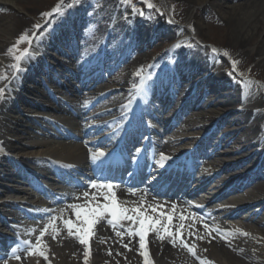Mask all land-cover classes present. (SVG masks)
Masks as SVG:
<instances>
[{
	"label": "bare ground",
	"instance_id": "obj_1",
	"mask_svg": "<svg viewBox=\"0 0 264 264\" xmlns=\"http://www.w3.org/2000/svg\"><path fill=\"white\" fill-rule=\"evenodd\" d=\"M32 1L33 0H0V8L13 13V15H5L6 17H4H11L12 22L16 21L14 23V28L11 24L12 22L7 21L8 19L0 21V59H2L0 60V75L7 77V79H0V88L6 89L4 95L0 96V194L5 192L6 195H1L2 197L0 198L4 201L9 198L14 199L15 201L10 202L6 206H0H2L5 212L8 213V217L3 220L4 225L8 224V222L10 223V218H14L13 220L16 221L10 224H12L13 228H17L15 229V233L19 242H23L25 239L31 240L34 245L36 244V238L39 236V233L36 234V231L33 234L27 233L26 231L28 230L26 229H30V227L22 226L19 224V220H16L24 219V223H26L25 217L29 216L28 214L33 215L34 213V211L30 209L33 206L34 208H39L42 214L54 215L55 220L53 221V219H51V221L55 223L59 235L55 240L52 239L53 229L52 227H48V231L44 236L45 238L48 237L51 241L46 243L43 238H41V246L46 249L45 254L48 256L47 260L40 257L38 254L29 257L25 253H21V261L9 257L10 251L12 252L13 249L19 248L18 242H15L12 246L14 248L7 252V255L3 258L0 257L2 258L0 259V264H85L84 246L78 242L75 236H68L67 230L63 225V220L69 219L66 215V210L70 206L66 207L57 205L50 202L48 199L43 198L39 200L37 204L26 208L24 204H18L16 201V199L24 200L20 195H27L23 189L6 191L4 185L2 186V181L6 180V178L15 177V171H18L21 174L23 173L19 169H16L17 164L11 159V157H14L15 155L18 156V160L27 164L30 169L31 167L37 168L40 171V174L38 175L40 178L51 180L56 179L52 178V174L50 175L48 173L50 171L49 166L51 165H54L53 167L64 168V170L68 171H70L72 167L73 169H78L80 166L83 167L84 165L93 166L94 161L103 157L99 156L98 153L102 152L108 143L114 142L115 139L113 134L122 128L120 125L124 121L122 114L123 111H125V101H129V97L133 98L135 91H132V88L138 83L139 79L141 80V77H138L135 75V72L132 71L131 74L127 73L128 75H125L124 82L119 83L121 85L114 87H119L121 92L112 93L107 102L106 111L111 113L110 116L94 113V111H91L89 114L85 113L86 115H84L83 112H85V110L87 112L90 108L91 104H89V101L96 97L102 98L99 103L103 102V99L107 94L103 96L99 95L110 89V87L106 89L107 87L103 85L96 86L97 84L94 83L97 80H101V73L93 74V72H91L92 74H85V72L90 70V62L94 60V57L84 54V50H86L87 54L91 52L92 54L96 53V50H91V48L95 47L98 41L103 44L107 39L106 42L111 45L110 49L112 50V56H119L121 54L127 55V49H122V47H120V45H122V43L119 44L120 40L123 41L128 39L127 41H131L130 43L132 44L129 46L128 51L132 53L134 51L138 52L139 49L148 46L155 38L162 37L161 40L163 39L162 41L164 43L165 40L168 38L170 39L173 34L170 33L171 31H166L164 33L161 27L163 26L161 24L162 22L157 18H152V20H148L147 23L142 21L137 22L131 18L124 20L123 18L126 13L123 12V8H117L114 3L107 1L103 4L102 9L96 11L97 14L93 17L87 19L85 17L83 20H80V18L84 16L82 14V8L85 4L84 1H81L83 2L81 5L78 4L76 7L70 9L54 24L51 23L53 22V19L51 22L46 23L49 28L37 29L26 19L27 16L17 22V15L22 12L16 10V6L27 11L28 17L35 15L34 10L31 9ZM180 1L186 3L191 8L196 9L194 13L195 15L191 14L187 18L186 25L182 27L181 36H196L205 40L204 31L210 29L215 35L217 34V38L221 40V44L219 45L222 46V51L221 54L213 55L206 50L198 48L193 49L191 47L186 48L187 46L184 45L177 48L174 45L171 49L164 52L162 58H160V60L151 68V73L149 72L151 80L159 83V88L166 89L173 84L175 90L180 88L182 102H186V105L189 108H193L194 110L199 108L205 111L194 113L186 124H176L174 127L170 125L168 130L177 128L172 133L174 137H170L165 141L161 136H159V139H156V142H159V145L156 143V148L160 146L165 159L162 161L161 155L157 156L154 163V170L156 171V169L158 170L159 168L161 173L168 170L170 163L172 164L173 161L175 162L177 160L178 156L184 152L185 147L194 143L190 142L194 139V135H198L202 138V134L204 135L207 132H212L214 137L204 138L202 146L204 145V148L206 149L208 146H214V142L220 141L216 147L218 149L228 144V140L231 141L236 134L238 136L239 133H241L240 131L246 129H248V132L252 133V135L250 133L248 143L250 144L249 148H253V153L251 152L252 154L247 161H251L249 166L253 164L254 168L257 166L256 168H258V170H255V175L254 173L252 174V172H246L245 176L240 177V179L231 178L236 172L228 173V175H226L229 178L225 184L221 186L225 189L220 195L211 198L209 196H207V198L202 197V202L207 204L209 208L208 212H205L203 215L206 218L205 221H202L198 215H189L186 211V206L182 205L180 202H169L166 200H159L157 202L145 198L140 192L135 195L136 201L139 200L140 205L129 206L128 204H124L123 206L129 209L140 207L142 210L146 211L148 215L155 216L157 219H161L158 215L161 211L166 215H172L173 220L171 225H169V230L174 233L177 231L182 233L181 236L175 239V243H173L171 237L164 234L163 229H161L159 233V235L164 236L163 240H160L155 232H150L148 234L146 237V244L149 251V259L152 261V264H264V229H261V227L264 226V219L261 223H257L264 210V118L262 116V110L264 112V85L259 86L257 84L253 85L249 83V85L246 84L245 87L239 86V88H235L233 82L231 83L232 79L230 78L232 77L227 76L224 71L219 69L217 61L219 58L224 64L229 61H231V63L236 61V66L239 70L244 65H253V62L259 61L258 64L251 67L250 75L257 76L258 69L264 71V0H250V2L239 3L235 6L226 5V3H223V1L220 0ZM163 4L166 6L164 2ZM170 4L174 5L172 1ZM182 7L179 17H182L183 14L189 12V8L186 5H183ZM66 8L67 4L65 3L64 10ZM29 10L31 11L29 12ZM201 10L210 12L207 16L209 23L206 20L204 22L199 20L198 16ZM16 11H18V13H15ZM1 17H3L2 14H0V18ZM113 18H116V22ZM110 21H113L115 25H109L108 23ZM71 24L73 27L70 26ZM86 26H88L87 31H83L84 28L86 29ZM41 30H44L45 34ZM25 32H27L30 38L31 35L33 36V34H36V38L31 52H29V56L19 62L21 70L17 71L12 67V65L17 63L13 58L15 54L11 53L10 56L8 49L11 48L10 42L14 39L17 40L18 37ZM41 33H43V35H41ZM172 33H174V31H172ZM228 34L229 36L231 35V38H229ZM80 39L83 41L80 42ZM84 40L86 41L84 42ZM224 40L227 42H222ZM215 41L218 40L216 39ZM79 42L82 43V46H80V49L78 50ZM163 43H160V45ZM102 44L99 48H103L104 45L102 46ZM216 44L218 45V43ZM199 46L200 45L197 47ZM65 49L69 50L68 53H70V56L68 61L70 64L73 66H75V64L77 65L76 75L71 73L73 76H70L66 73V70L63 71V67H61L62 71H59L60 75H55L57 73L50 68L53 66L52 63L54 62L51 60L46 61V55H48L47 53L50 50L52 55V52L54 51L66 52ZM225 52L227 55H225ZM236 52H240V54L237 57L232 58L231 56ZM143 57L145 56L141 55L138 61H141ZM4 58H8L9 60ZM166 61L173 66L170 67V71L169 68L165 67ZM132 68L135 71L140 70L136 68V66H133ZM171 73H174L175 75L171 76ZM42 75L48 77L49 80L55 84L63 83V85H66V83H69L71 85L70 91H77L76 95L73 97V99L76 100H73L75 103V105L72 106L74 112L71 110V106L59 103L58 106L55 107L51 106V104H45L44 100H39L40 103H34L33 106L37 109H51V112L52 110L54 111V116L48 114L35 115L39 117L57 118L59 119L57 124L47 120L40 121L33 119H17L18 122L14 123L16 118L14 120L10 113H13L16 110L14 104L15 98L17 101L27 103L30 106V102L28 103L22 97L24 92L28 93V90L26 89L28 86L26 87L24 83L26 81L34 82L36 85L38 84V87H42V79H39V82L37 79ZM54 76H57V79ZM261 79L264 80L262 76ZM122 84L124 86H122ZM152 87H154V84ZM128 89L132 91L131 94L128 93ZM223 89L229 91L224 92L226 96L222 93L224 91ZM80 92L86 95L91 94L95 96H90L88 99L82 96ZM160 92L162 91L160 90ZM163 93H166V90H164ZM208 94H212L210 95L212 97L210 102L203 100V97H208L206 96ZM199 96H201V98ZM40 97L42 99L50 100L51 95H49V93H42ZM92 97L93 99H91ZM62 98L71 100L66 97ZM175 99L178 100V98ZM131 101L135 102L136 97L131 99ZM143 101H146V99ZM232 102H238L240 105H244V108L239 113H229L225 115V117L222 116V114H218L216 111H211L213 116L206 113V109L209 107L223 108L225 104H231ZM257 105H262V110L261 108L258 110ZM48 106H51V108ZM76 106L80 107L79 109L81 113ZM172 107L174 108V106ZM180 107L181 106L174 108L171 115L174 116L178 113ZM69 111L71 112V115ZM77 111L80 113L81 118L85 120L83 121L85 129H76L80 134H86V132L90 130H100L101 127L107 128L106 132L101 136L90 137L85 141V145L91 149L89 153H86V150L83 147L73 141L55 142L54 145L50 142V139H52L51 136L61 137L65 135L62 132L63 126L61 124H65L70 128L72 126H75V128L83 126V124L81 126L78 124L74 125V122L76 121L72 114ZM147 113L148 111L145 113V116L149 120L152 114L149 115ZM210 118H214L215 120L211 123L213 128H207V124L205 125L207 121H211ZM216 121H219L220 123L219 125H216L218 126L217 128L232 123L239 125L238 127L240 128L236 126L237 128H234L236 132H230L226 135L221 134L222 131H218L222 130V128L218 130H210L215 128L213 125L217 123ZM180 122L182 123V121ZM252 123L253 125H251ZM196 129L200 130L199 132H195L196 134L189 132L190 130ZM30 131H33L34 133H45V139H42L43 142H39L41 141L40 138L31 135L28 137L30 141H19L14 143L13 140L9 139L14 132H27L26 134L28 135V132ZM169 132L170 131L165 132L164 134H168ZM116 135L118 136L119 133L117 132ZM220 135L222 136L218 137ZM97 144L102 145L101 150L94 149ZM217 149L211 153L209 148L205 151L211 160L208 158V162L205 164L204 169L208 170L206 171V174H203L204 177H207L214 172L221 171L222 166L218 165V161L215 158V154H220L216 151ZM147 154L148 153L146 152V156ZM184 161L185 162H181L179 167L184 168L183 171H191L190 167L194 166V162L192 160ZM126 162L127 160H124V167H127L128 165ZM146 167V164L142 165V172H140L141 178L146 174ZM232 167L235 166L225 165L223 172L227 173ZM27 170L29 171V169ZM155 171H153V173ZM174 174V169H171V177L168 179L165 178V174L158 177L160 183L156 181V186H159V184L162 183V187L165 185L166 189L161 193L184 194L186 197L193 195L194 193L190 192L192 187L189 185L191 174L188 172L183 178H181V182L179 181L180 179L176 177L174 178ZM58 177H60L61 182L71 180L68 176L63 178L62 175H60ZM204 177L202 180H204L203 183L205 184L206 178L204 179ZM160 178L162 179L160 180ZM196 183V187H198L199 182ZM61 185L63 186V183ZM62 186L57 187L60 188ZM251 187L258 191L257 194L260 195L259 197L262 199L253 200L250 198L253 196L249 191L252 189ZM84 193L85 192L77 191L70 193L69 197L74 198V201L70 202V205L95 204L97 202L102 204L100 200L103 199V192H97L94 190L87 191V193H89L87 199L84 197ZM46 195L47 192H45V196ZM93 196H96L97 198L95 201L92 200ZM124 196H126V194H123V192L117 194L118 198ZM197 199L200 198L197 197L193 200ZM143 202H145V204H141ZM148 205L157 207V213H153L151 207H148ZM173 206L175 207L173 208ZM188 208L190 211H195L196 214L199 213L198 210H195L193 207L188 206ZM247 208H249V214L246 213V215H248L246 218L247 221H249V223H255L257 226H260V228L250 225L247 226L244 223H239L236 228L228 227V223H226L224 219H234L238 216V213L241 210ZM14 210L18 211L19 214H11ZM219 210L222 212L217 216L216 211ZM181 216L185 217V219L182 220ZM73 221L75 222V220ZM103 221L104 220H101L94 226V234L90 238L89 243L90 255L87 264H118L117 262L115 263V260H118L120 262L119 264H144V258L139 254L138 237L129 238L124 234L123 239L121 240L120 237L115 235L113 229L103 225ZM37 223L40 224V222ZM162 223L167 224L166 218L162 220ZM205 224L208 225V228L204 227ZM123 225L127 229L138 227L132 225L129 221H124ZM181 225H183L182 228ZM45 226L46 224L39 225L38 231L44 229ZM230 230L235 233L232 234ZM189 233H192V235H189ZM197 237H203V239H198ZM181 239L190 245H195L194 251L196 252V256H193L188 252V250L181 244ZM122 244H129L131 251L125 249ZM0 245L3 246L2 241H0ZM109 250H111L112 255L108 254ZM117 253H119V255Z\"/></svg>",
	"mask_w": 264,
	"mask_h": 264
},
{
	"label": "rangeland",
	"instance_id": "obj_2",
	"mask_svg": "<svg viewBox=\"0 0 264 264\" xmlns=\"http://www.w3.org/2000/svg\"><path fill=\"white\" fill-rule=\"evenodd\" d=\"M81 1H84L85 4L83 5V8H82L83 9V11H82L83 13L82 14L84 16L82 18H80V20H83V18H85V17L87 19V18L95 16L97 14L96 11L102 9L103 4H105V2L107 1V2L114 3V5L117 8H123V10H124L123 12L126 13L125 17L123 18L124 20H128L129 18H131V19L136 20L137 22H141L142 21L144 23H147L148 20H152V18H154V19L157 18L159 21L162 22L161 24L163 26H161V27H162V30L164 31V33L166 31H171L170 33L173 34L172 37L170 39L168 38L167 40H165L164 43L162 41L163 39L161 40L162 37L161 38H155V39L153 38L154 40L148 46H145L144 48L139 49L138 52L134 51L132 53H130L128 51L129 50V46L132 44V43H130L131 41H127L128 39L123 40V41L120 40L119 44L122 43V46L120 45V47H122V49H125V48L127 49L126 50L127 51V55L125 54V55H121L120 56L123 60H119V62L117 63L119 66L116 64L117 66L114 67L112 71H110V73L107 75L106 81L103 82V86L107 87L106 89H108L109 87L111 89L113 87L111 90L108 89L107 91H104V92L101 93V95H106L107 94L108 95L107 96L108 99H110L109 97H111L112 93L114 94L116 92H121L119 87L118 88H114V87H116L118 85H121L119 83L124 82V77H125V75L127 73L131 74V72L133 71V72H135V75H138V76L142 75L143 72L145 71V69L150 64H153L154 62L159 61L160 58H162L164 52H166L167 50L171 49V47H173L176 44H180L181 46H183V45L187 46L186 48H190L191 47L193 49L194 48H198V49L206 50V51H208V53L213 54V55L214 54H221L222 46L219 45V44H221V40L219 38H217L218 37V36H216L217 34L215 35V33L212 32L210 29H208V30L206 29L204 31L205 40H202L201 37L199 38V37H196V36L195 37L194 36H190V37L189 36H185V37L181 36L182 35V33H181L182 27L186 25L187 18L191 14L195 15L194 13H195L196 9L191 8L186 3H184V2H182L180 0H170V1L169 0H151V3L154 5L153 9H148L147 6L144 3L141 2V0H131V5H135L136 8H138L140 10H143L145 12L146 16H151L152 17L151 19L142 18L138 14H133L131 5H124V4L121 3V0H81ZM171 1L173 2L174 5L170 4ZM220 1H223V3H226V5H230V6H235V5H238L239 3H245V2H248V1L250 2V0H220ZM163 2L166 4V6L163 4ZM59 3H61V0H33L31 2V5H32L31 9L34 10L35 15H33L32 17L31 16L28 17L27 11H24V10H22L21 7L16 6L15 7L16 10L22 12L21 14L17 15V19H18L17 22L20 21V19H22L25 16H27L26 19L28 21H30L33 25L39 24V25L42 26L41 28L44 29V28L48 27V24H46V23L51 22V20L53 19V22H51V23L54 24L64 14H66V12H68L70 10L68 8L63 10V12H64L63 15L53 14L50 17L42 15L43 13L50 12ZM65 3L66 4L71 3V0H65ZM82 3L83 2H80L79 5H81ZM183 5H186L189 8V12L188 13L186 12L185 14H183L182 17H179L180 16L179 14H180L181 9L183 8L182 7ZM18 11H16L15 13H18ZM30 11L31 10H29V12ZM15 13H14V15H15ZM209 13L210 12H207L206 10H201L200 14L198 16L199 20L201 22H204L206 20L209 23V21L207 19V16H208ZM0 14H2L3 17L5 15H8V16L13 15V13L11 11L9 12V11H7L5 9H1V8H0ZM3 17L0 18V21H2L3 19H8L7 21L12 22V18L11 17H9V18H5L6 16L4 18ZM113 19L115 20L116 18H113ZM15 22L16 21H13L11 23L13 25V28H14V23ZM115 22H116V20H115ZM108 24L109 25H113V26L115 25L113 21H110ZM49 26H51V25H49ZM87 29H88V26H86V29L84 28L83 31H87ZM41 31H43L44 34H45L44 30H41ZM172 31H174V33H172ZM228 36H229V34H228ZM35 38H36V34H33V36L31 35V40H32L31 44H28L27 42H23V44L22 43L19 44L17 46L19 51L15 52L14 54L18 55L19 52L23 51L25 48H28L29 52H31V49L33 47V43H34ZM229 38H231V35L229 36ZM216 39L218 41H215ZM79 41L82 42L83 40L80 39ZM85 41L86 40H84V42ZM15 42H16V39H14V40H12V42H10L11 47H12L13 44H15ZM80 42L78 43V50L80 49V46H82V43H80ZM222 42L226 43L227 41L224 40ZM160 43H163V44L160 45ZM216 43H218V45ZM96 45H98V44H96ZM198 45H200V46L197 47ZM110 46L111 45H109V44H108V47L106 46V52L109 51ZM113 47H114V44H113ZM107 48H108V50H107ZM214 48L217 51L214 52L213 51ZM65 51L66 52L64 54L69 52L68 49H65ZM52 53L53 54L51 55V50L47 53L48 55H46V61L51 60L52 62L58 64L59 61H58L57 57L61 58L62 56L59 55V54H56L57 52H52ZM239 54H240V52H236L232 56L231 55L230 56L232 58H235ZM141 55H143L145 57H143V59L141 61H138L140 59ZM10 56H11V53H10ZM215 57H216V55H215ZM4 59L9 60L8 58H4ZM0 60H2V59H0ZM217 61H218L219 69L221 71H224L227 76H231L232 77V78H230V79H232L231 83L233 82V86L235 88H239V86H244L245 87L246 84L249 85V81L253 82V83H251L253 85L254 84L255 85L257 84L259 86H263L264 85V80L261 79V76L264 78V71L263 70H259L258 69L257 70V74H256L257 76L250 75L251 67L255 66L256 64H258L259 61L253 62V65L252 64L244 65L240 70H239V68L237 66H235V68H233V65H232L231 61H229L228 63H225V64L223 63V61L220 58ZM133 66H136V68H138L140 70H136L135 71L132 68ZM118 67H120L119 70L112 76L111 74L114 73L115 69L118 68ZM165 67L171 69L170 67H173V66L166 61L165 62ZM226 67H227V69H226ZM52 68L54 69V71H57V70L60 69V66L58 64L57 66L55 65ZM44 77L45 76H43V75L40 76V78L38 77L37 78L38 82H39V79H44ZM98 83H100V82H98ZM100 84H102V83H100ZM24 85L26 87L28 86L26 88L28 90V93L24 92L22 97L28 103L30 102V106L27 103L17 101V99L15 98L14 104L16 106V110L13 113H10V115L14 118V120L16 118V121H14V123L18 122L17 119H20V120L34 119V120H37L38 116L35 115V114H48V115L51 116L53 113L47 112V110L37 109V108H35L33 106L34 103H37L39 101V98H40L39 95H41L42 92H45L44 87H38V84L36 85V83L29 82V81H26L24 83ZM48 85L50 86V88H52V90H54L56 96H58V97L59 96L60 97H64L65 96L66 98H68V96L65 95L66 91H64L63 87H61L59 84L50 83V81L48 80ZM122 86H124V85L122 84ZM58 91L59 92L61 91V92L59 93ZM224 92H229V91L228 90H224L222 93L224 94ZM210 95H212V94L206 95L208 97H203V100L206 101V102H210V100H212V97ZM87 96L90 97V96H93V95L90 94V95H86V97ZM224 96H226V94H224ZM89 97H87V98H89ZM199 97L201 98V96H199ZM99 107L100 106H96L95 109H98ZM262 107H263L262 105L261 106L257 105L258 110H259V108H261V110H262ZM243 108H244V105H240V103H238V102H232L231 104H225V106H223V108L209 107L208 109H206V113H208L209 115H212L211 111H216L218 114H222V116L225 117V115H227L229 113H234V114L235 113H239ZM199 112H205V111H203L202 109H199V108L196 109V110H194L193 108L185 109L184 117L182 119V123H180V124L181 125L182 124H186L187 121L190 120V118L192 117V115L194 113H199ZM262 116L264 118L263 110H262ZM210 120L211 121H207L205 123V125L207 124V128H211L212 127L211 123L215 121L214 118H210ZM216 122L217 123L215 125H213L214 127L216 125L220 124L219 121H216ZM80 123H81V121L79 120L77 124H80ZM251 125H253V123ZM236 126L238 127L239 125H235L233 123L230 124V125H226L225 124V125H222V126H220L218 128V129L222 128V130H219L218 132L222 131L221 134H225V135L227 133H230V132L234 133V132H236V130H234V128ZM77 128L79 129L81 127H76L75 128V126H72L71 128H69L67 126L68 132H71L74 135L78 134V131L76 130ZM238 128H240V127H238ZM176 129L177 128H172V130H169L170 132L168 134H161L162 135L161 136L162 139L165 141V140L169 139L170 137H174L172 135V133ZM199 131L200 130L196 129V130H190L189 132L190 133H195V132H199ZM240 132L241 133H239L238 136L236 134V136H234L231 141L228 140V144L222 146V148L221 147L218 148V149L216 148L217 145L220 143V141L214 142V144H213L214 147L212 149H213V151L215 149H217L216 151L218 153H220L218 155L215 154V158L218 161V165H221L222 168H221V171L219 172V174H214L213 178L208 179L209 181H208L206 190L203 191V192H207L209 194L208 196L219 195L224 190V188L221 187V186L228 179L227 176L225 175V172H223V168H224L225 165L235 166V167H232L230 170H228V172L229 171L230 172L235 171L237 168L238 169H243L244 170L242 172L243 174L239 175V177H242V176H244L246 174V171H245V169L243 167H246V170H248L247 172L256 173L254 171L258 170V168H256L257 166H255V168H254L253 164L251 166H249L251 161H247L249 156H251V154L253 153V151H252L253 148L252 147L249 148L250 144L248 143L249 136H250L251 132H248V129L240 131ZM26 133L14 132L13 134H11V138L9 137V139L13 140L14 143L19 142V141H30V139L28 137H29V135H31V136H36V137L40 138L41 141L38 140L39 142H43L42 139L44 138V136L39 135L37 133H34L33 131L28 132L29 133L28 135ZM41 134H43V133L41 132ZM64 134H65V132H64ZM95 134L97 135V133H95ZM181 134H184V133H181ZM251 135H252V133H251ZM194 136H195V138L198 137V135H194ZM221 136L222 135H220L218 137H221ZM195 138L192 139L190 142L196 140ZM50 142H52L53 145H54L55 142H65V140L64 139L59 140V139L52 138V139H50ZM159 150L161 151L162 149L159 148ZM223 153H225V154H223ZM224 160L225 161H229V162H225ZM15 180L16 179L7 178L6 180L2 181V186L4 185V188H6L5 189L6 191H13V190H17V189H20V188H24L23 186L18 184ZM249 191L253 195L252 197H250L253 200L262 199V198L259 197L260 195L257 194L258 191L255 190L254 188L250 189ZM4 194H5V192H2V194H0V195L3 196ZM35 195H36V193L34 191L29 190L27 192V195H20V196L23 197V199H24L23 201H31V199ZM258 197H259V199H258ZM33 200L37 201L38 198L37 199L34 198ZM237 206H239V205H237ZM248 211H249V208L241 210L238 213V216L236 218H234V219H224V220L226 221V223H228L227 224L228 227L230 226V227H235L236 228V227H238L239 223H241V224L244 223L247 226L250 225V226H253V227H256V228H260V226H257L255 223H249V221H247L246 218H247L248 215H246V213L249 214ZM221 212H222L221 210L216 211V215L219 216L221 214ZM193 213H191V214L194 215ZM263 219H264V210L262 211V213L260 215V219L258 220L257 223H261V221ZM233 220H235V221H233ZM261 229H264V226H262ZM231 233L234 234L235 232L231 231ZM116 262L118 264L120 263L118 260H115V263Z\"/></svg>",
	"mask_w": 264,
	"mask_h": 264
},
{
	"label": "snow or ice",
	"instance_id": "obj_3",
	"mask_svg": "<svg viewBox=\"0 0 264 264\" xmlns=\"http://www.w3.org/2000/svg\"><path fill=\"white\" fill-rule=\"evenodd\" d=\"M81 0H71V3L67 4L68 9H72L76 7ZM142 3H144L148 9H153L154 5L151 3V0H141ZM121 3L124 5H131V0H121ZM64 4L65 0H61V3L57 4L50 12L43 13L44 16H52L53 14H59L63 15L64 12ZM133 14H138L142 18L151 19V16H146L145 12L143 10H140L135 7V5H131ZM35 28L40 29L42 26L37 24L34 25ZM43 35V33H41ZM23 42H27L28 44L32 43L31 38L27 34V32L21 34L18 39L16 40L15 44L12 45L11 48L8 49L9 53H15L18 50L17 46ZM181 45L176 44L175 47L179 48ZM213 51H217L215 48ZM225 55L227 53L225 52ZM29 56V49L25 48L23 51H20L18 55H14V60L17 62L16 64L12 65L17 71H20L19 62L26 57ZM237 62L233 61L232 65L233 68H235ZM0 79H7L6 76L0 75ZM249 83H253L249 81ZM5 88H0V96H3L5 93ZM99 156H103L104 153L100 152L98 153ZM95 158V157H94ZM165 157L163 154L161 155V160L163 161ZM93 188H106L107 192L103 193V200L105 203H95V204H84V205H70L72 209L75 210V222L72 219H65L63 220V225L65 229L67 230L68 236H75V238L78 240V242L84 246V260L85 264H87L90 251H89V243L90 238L94 234V226L100 222L101 220H106L107 224L112 226L113 230L119 226L123 227L124 221H129L134 226L138 227H131L126 229L127 235L130 238L138 237V243H139V254L144 258V264H152V261L149 259V251L146 244V237L150 232H155L160 240L164 239V236L159 235L161 229H163V232L166 236L171 237L173 243H175V239L182 235L180 231L172 232L169 230V225H171L173 216L172 215H166L164 212H159L158 215L161 217V219H157L155 216L148 215L146 211L142 210L140 207L135 208H126L121 206L120 203L117 202V197L114 192H112L113 185L112 184H97L95 182L92 183ZM133 191V190H130ZM84 197L87 199L89 196V193L85 192ZM97 198L96 196L92 197V200L95 201ZM148 207H151V211L153 213H157V207L148 205ZM175 206H173L174 208ZM133 213L132 215H129V213ZM167 220V224L162 223V220ZM53 221L55 218H52ZM181 219H185V217L181 216ZM48 225L44 227L40 231L39 236L36 238V244L34 245L31 241L24 240L23 244L26 245L22 251L27 256H36L37 254L40 257H43L45 260L48 259V256L45 254L46 249L45 247L41 246V238L47 233L48 231ZM51 227L53 229V236L52 239H56L59 235L58 231L56 230L55 224L52 223ZM183 225H181V228ZM205 228H208V225H204ZM115 235L117 237H120L121 240L123 239L124 233L122 231H115ZM189 235H192V233H189ZM198 239H203V237H197ZM181 244L188 250L189 253H191L193 256H196V252L194 251L195 245H190L189 243L185 242L183 239H181ZM122 246L131 251V248L129 247V244H122ZM19 248L12 250L13 258L17 261L22 260L21 255H17V251ZM109 255H112L111 250L108 252ZM119 255V253H117Z\"/></svg>",
	"mask_w": 264,
	"mask_h": 264
}]
</instances>
